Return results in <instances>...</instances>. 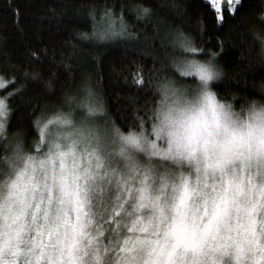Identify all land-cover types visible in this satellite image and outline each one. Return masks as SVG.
I'll return each mask as SVG.
<instances>
[{"label": "snow or ice", "instance_id": "snow-or-ice-1", "mask_svg": "<svg viewBox=\"0 0 264 264\" xmlns=\"http://www.w3.org/2000/svg\"><path fill=\"white\" fill-rule=\"evenodd\" d=\"M205 3L198 34L179 28V0L83 4L91 30L59 53L63 79L0 67V264H264V83L244 81L260 99L239 110L213 91L230 41L264 81V31H245L264 29V0L256 17L244 0ZM208 19L229 25L211 48ZM113 50L137 93L120 107L88 70Z\"/></svg>", "mask_w": 264, "mask_h": 264}, {"label": "trees", "instance_id": "trees-1", "mask_svg": "<svg viewBox=\"0 0 264 264\" xmlns=\"http://www.w3.org/2000/svg\"><path fill=\"white\" fill-rule=\"evenodd\" d=\"M120 0H0V67L11 63V65H19L22 69L31 73L33 70L40 72L46 76L49 72H56L61 79L67 73L62 67H57L62 57L59 55L61 51L67 48L71 51L68 42H75L74 37L77 32L90 31L91 19L87 16L88 8L82 7L83 4L95 5L97 9L104 7L106 4L111 6L113 3H119ZM184 5L182 11L187 15L184 22L179 25V28L184 32H196L198 28L196 22L201 17L208 15L207 5L205 0H179ZM67 3L76 4L79 8H65ZM245 9L252 17L258 16L257 7L261 5V0H244ZM19 10L18 17L15 10ZM119 13V8L116 9ZM79 15L77 21L75 17ZM99 18V17H97ZM141 27V25H138ZM173 27H177L173 24ZM207 34L203 36L208 48H211L213 37L221 36L229 29L226 24L224 28L217 30L212 21H207ZM248 33V38L251 41L254 37L259 41L261 29L257 20L249 21L248 28L245 30ZM230 41L226 46L224 55L217 61L219 67L223 68L225 76L221 77L217 82L219 88H214L213 91H229V102L235 103V107L239 110L240 104L244 103V98L247 100H259V95H249L240 91L244 86V81L247 80L249 86L254 82L257 87L264 83L260 79L259 73H253L247 70V65L238 64L241 59L238 48L232 47ZM257 51H259V43L257 42ZM39 49L41 52L47 51V56L41 57L39 62L29 60L23 53L25 50L35 51ZM67 52H65V56ZM119 54L117 50H113L112 55L106 59H101L96 66L89 64L88 70L93 73V78L98 75L101 77V92L109 104L115 103L116 107L122 106L129 96L136 95V90H129L124 86L121 80L116 78V73L113 71L115 65L119 62ZM75 63L74 60L67 61ZM82 69H78L80 71ZM72 81L66 80L65 83ZM35 87V85H31ZM119 97V102H117Z\"/></svg>", "mask_w": 264, "mask_h": 264}]
</instances>
